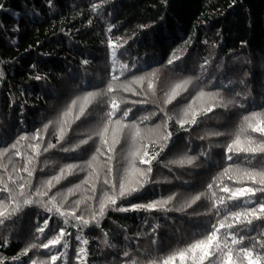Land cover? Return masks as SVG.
<instances>
[{"label":"snow or ice","instance_id":"snow-or-ice-1","mask_svg":"<svg viewBox=\"0 0 264 264\" xmlns=\"http://www.w3.org/2000/svg\"><path fill=\"white\" fill-rule=\"evenodd\" d=\"M57 2L44 0L53 13ZM109 6L114 4L107 0L89 2L97 18L111 17ZM163 6L167 9L168 0ZM25 14L35 22L41 18L35 7L25 6ZM165 19L161 16L160 23ZM4 28L0 24V30ZM115 28L110 23L106 28L105 87L93 82L86 71L91 62L82 59L85 71L80 75L69 69L59 85L45 84L44 94L64 100L63 106H50L57 114L53 119L45 122V116L39 128L33 122L30 132L26 102L17 99L9 107L19 105L20 111L6 117L7 123L0 119V230L13 225L0 236V247L9 246L13 237L23 244L11 258L0 256V264H90V257L94 264H264V79L257 102L249 73L243 72L239 80L229 78V73L254 67L256 54L241 57L233 51L227 54L228 59L235 57L231 64L217 55L189 67L195 39L190 36L184 41V56L173 49L166 58L151 60L145 53L124 60L137 34L113 41ZM152 28L140 26L141 31ZM19 31L18 24L12 28L15 34ZM246 44L242 42V48ZM259 61L264 67V49ZM152 63L177 75L168 89L161 90ZM4 78L0 69V82ZM34 79L47 82L48 76ZM94 102H102V116L88 132H77L80 124L94 119L89 107ZM150 107L155 110L148 111ZM170 108L177 111L170 114ZM141 112L147 114L138 115ZM218 115L223 120L215 122L217 130L194 140L193 132ZM229 127L232 132L218 130ZM181 142L186 151L161 165ZM48 156L75 162H54L49 169ZM160 167L168 169L170 178L156 177ZM185 174L191 182L182 178ZM158 187L163 189L159 193ZM201 206L204 210L197 211ZM112 213L147 214L142 216L143 231L129 236L117 225L118 234L110 236L102 222ZM178 221L196 229L198 238L185 242L177 235ZM97 230L103 246L99 255L94 254L99 247L90 249L86 235ZM121 237L124 247L112 242ZM174 238L184 246L172 248ZM145 241L148 247L142 249Z\"/></svg>","mask_w":264,"mask_h":264},{"label":"trees","instance_id":"trees-1","mask_svg":"<svg viewBox=\"0 0 264 264\" xmlns=\"http://www.w3.org/2000/svg\"><path fill=\"white\" fill-rule=\"evenodd\" d=\"M89 2L90 0H58V11L53 13L44 4V0H0V4L5 5V10L0 11V24L5 26L3 30H0V69L5 74L4 81L0 82V119L5 123H7L6 117L20 111L19 105L9 107L12 99H17L20 104L26 102L24 111L27 113V125L30 132L34 131L33 122L35 127L39 128L40 121L45 116V122L47 119H53L57 114L49 110L50 106L57 103L63 106L64 100L60 98L58 101L55 97L44 94L45 84L47 83L49 87L59 85V78L66 76L69 69L80 75L85 71L80 63L82 59H89L91 62L86 71L93 82L99 84L101 88L105 87L104 58L109 35L106 33V28L109 23L116 25L110 34L113 41L119 37L127 38L133 32L137 34L135 42H129L130 46L122 57L124 60L137 56L143 58L145 53L151 60L160 59L162 56L166 58V54L173 49L177 55L184 56V41L190 36H194L195 39L194 49H189L191 53L189 67L203 63L204 58L217 55L231 64L235 57L228 59L227 54L233 51L241 57L256 54L257 60L254 67L250 65L244 67L242 72L237 70L229 73V78L239 80L243 72L249 73L248 85L250 89H254L252 95L257 102L261 100L260 81L264 79V67L260 64L259 55L264 49V0H237L231 7L233 0H168L167 9L163 6V0H107L108 5L114 4V7H107V11L111 12L112 16L104 15L101 18H97L92 13ZM25 6L29 9L35 7L39 11L41 17L39 22H35V18L25 14ZM15 12H19L20 15H14ZM161 16L166 18L163 24L160 23ZM89 20L92 21L91 25ZM17 24L20 31L15 34L12 28ZM141 25H153L154 28L141 31ZM205 40L208 41L207 45L203 43ZM242 42H247L243 48ZM214 44L218 45V48H213ZM32 65L36 67L33 68ZM152 67L158 69L157 76L161 90L168 89L178 78L167 68H161L155 63H152ZM198 72L197 68V74ZM37 75H47L48 81H36L34 77ZM101 80L105 82L101 83ZM236 90L241 89L238 87ZM159 99H163L162 95ZM182 106L178 105L177 109ZM89 107L92 108L94 119L80 124V127L76 129L77 132H88L103 114L102 102L100 106H95L94 102ZM177 109L170 108V114ZM154 110L151 107L148 109V111ZM146 114L147 112H141L138 115ZM222 120L223 117L218 115L213 118V122H206L193 132V139L195 140L197 135H207L217 130L215 122ZM172 130L175 132L176 129L172 128ZM218 130L232 132L233 128ZM223 142L219 141V143ZM185 151L182 142L177 144L173 153L163 158L161 165ZM191 154L195 155V153ZM47 160L49 169L53 167L54 162L60 164L75 162L63 161L60 156H48ZM15 162L19 164L20 159L16 158ZM198 163L207 168L203 161ZM169 166L172 167V165ZM241 166H244L242 161ZM180 174L177 172V175ZM156 177L170 178L168 169L160 167L156 171ZM182 178L191 182V177L187 174ZM200 178L202 177L197 179ZM68 186L71 185L66 187ZM162 190L158 187L156 192L159 193ZM175 190L184 191V189ZM165 194L168 193L165 192ZM153 198L156 197H147V199ZM134 202H146V200ZM203 210V206L197 209V211ZM146 215L112 213L102 222V227L113 237L118 234L117 225L126 229L129 236H134L138 229L143 231L144 226L141 221L142 216ZM159 223L163 224L164 220L159 219ZM12 228L13 225L9 224L7 228L0 230V236L7 234ZM176 231L177 235L182 234L185 237V242L198 238L194 235L196 229L184 226L180 221L177 222ZM86 235L90 240V249L96 250L99 247L100 250L94 253L99 255L103 251L99 230L93 234L86 232ZM122 239V237L119 241L114 239L112 242L124 247ZM170 243L172 248L184 246L178 242L177 238L172 239ZM21 247L23 244L13 237L9 246L0 247V256L11 258L19 252ZM145 247H148L147 241L142 245V249ZM170 250L166 249V251ZM140 259L144 258L140 257ZM90 264H94L91 257Z\"/></svg>","mask_w":264,"mask_h":264},{"label":"rangeland","instance_id":"rangeland-1","mask_svg":"<svg viewBox=\"0 0 264 264\" xmlns=\"http://www.w3.org/2000/svg\"><path fill=\"white\" fill-rule=\"evenodd\" d=\"M175 81H176V80H175ZM69 119H71V117H70Z\"/></svg>","mask_w":264,"mask_h":264}]
</instances>
